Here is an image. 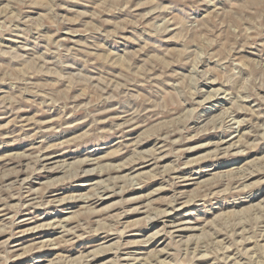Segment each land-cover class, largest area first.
Here are the masks:
<instances>
[{
	"label": "rangeland",
	"instance_id": "obj_1",
	"mask_svg": "<svg viewBox=\"0 0 264 264\" xmlns=\"http://www.w3.org/2000/svg\"><path fill=\"white\" fill-rule=\"evenodd\" d=\"M0 264H264V0H0Z\"/></svg>",
	"mask_w": 264,
	"mask_h": 264
}]
</instances>
